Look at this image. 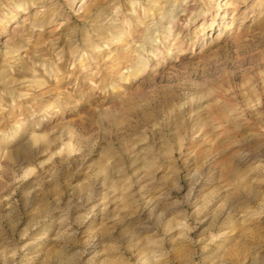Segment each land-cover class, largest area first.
I'll return each instance as SVG.
<instances>
[{
	"label": "rangeland",
	"instance_id": "rangeland-1",
	"mask_svg": "<svg viewBox=\"0 0 264 264\" xmlns=\"http://www.w3.org/2000/svg\"><path fill=\"white\" fill-rule=\"evenodd\" d=\"M0 264H264V0H0Z\"/></svg>",
	"mask_w": 264,
	"mask_h": 264
}]
</instances>
